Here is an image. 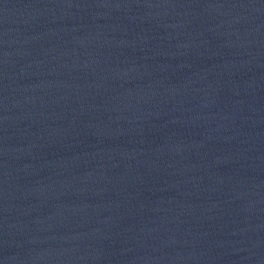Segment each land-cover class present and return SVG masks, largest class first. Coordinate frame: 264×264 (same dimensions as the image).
I'll use <instances>...</instances> for the list:
<instances>
[{
	"label": "water",
	"instance_id": "water-1",
	"mask_svg": "<svg viewBox=\"0 0 264 264\" xmlns=\"http://www.w3.org/2000/svg\"><path fill=\"white\" fill-rule=\"evenodd\" d=\"M0 264H264V0H0Z\"/></svg>",
	"mask_w": 264,
	"mask_h": 264
}]
</instances>
